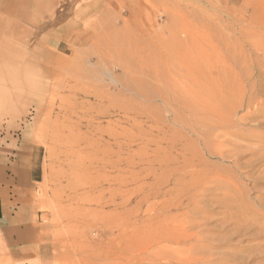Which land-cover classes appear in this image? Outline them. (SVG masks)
I'll list each match as a JSON object with an SVG mask.
<instances>
[{"label":"rangeland","instance_id":"1","mask_svg":"<svg viewBox=\"0 0 264 264\" xmlns=\"http://www.w3.org/2000/svg\"><path fill=\"white\" fill-rule=\"evenodd\" d=\"M26 1L0 156L33 146L51 264H264V0Z\"/></svg>","mask_w":264,"mask_h":264},{"label":"crops","instance_id":"2","mask_svg":"<svg viewBox=\"0 0 264 264\" xmlns=\"http://www.w3.org/2000/svg\"><path fill=\"white\" fill-rule=\"evenodd\" d=\"M53 1L27 0L22 19L29 25L40 24ZM46 46L51 48L50 43ZM23 148L25 152L13 157L0 156V246L11 264H51L50 249L43 241V226L34 200L33 184L37 181L31 173L35 152L33 146Z\"/></svg>","mask_w":264,"mask_h":264}]
</instances>
